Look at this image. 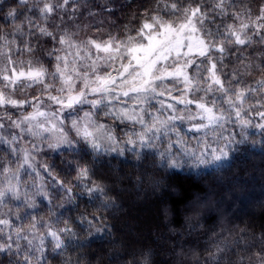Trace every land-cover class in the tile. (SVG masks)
<instances>
[{"label": "snow or ice", "instance_id": "obj_1", "mask_svg": "<svg viewBox=\"0 0 264 264\" xmlns=\"http://www.w3.org/2000/svg\"><path fill=\"white\" fill-rule=\"evenodd\" d=\"M140 8L118 26L86 0H0V264H50L90 245L81 232L112 231L100 157L222 167L264 144V0ZM241 233L247 264H264V231Z\"/></svg>", "mask_w": 264, "mask_h": 264}, {"label": "trees", "instance_id": "obj_2", "mask_svg": "<svg viewBox=\"0 0 264 264\" xmlns=\"http://www.w3.org/2000/svg\"><path fill=\"white\" fill-rule=\"evenodd\" d=\"M99 160L95 177L118 205L103 213L112 231L95 239L81 232L90 245L70 249L64 258L71 256L74 264H214L220 244V264H239L242 257L247 264L243 243L235 241L241 229L249 237L264 231V144L241 146L222 167L198 173L161 168L153 153L140 160L131 153ZM41 211L47 219V209ZM64 258L49 253L50 264Z\"/></svg>", "mask_w": 264, "mask_h": 264}, {"label": "rangeland", "instance_id": "obj_3", "mask_svg": "<svg viewBox=\"0 0 264 264\" xmlns=\"http://www.w3.org/2000/svg\"><path fill=\"white\" fill-rule=\"evenodd\" d=\"M3 2H6L8 4H13L14 0H3ZM86 2L89 4L90 7H92L94 11H97L100 13V16H98L97 19L107 20L110 17L111 19L115 20L117 22V25L119 26V25H122L123 23H126L134 12L140 11L141 4L147 7L152 3V0H107V3L109 4V6H111L113 9L111 14L102 11V5L105 3V0H86ZM256 3H259V0H256ZM21 11H23V9H21ZM86 11H87L86 9H82V12L85 13V15L81 18L82 20L90 19L87 17ZM0 24H7V22L3 21L2 16H0ZM10 29H11V25H7L5 30H10ZM181 127L183 128L186 126L182 125ZM254 138L256 140H260L259 138H257V136H255ZM244 145L253 148V147H257L258 143L254 145L250 140L249 142L238 145L237 147L239 148ZM145 153H152V152H149L146 150ZM227 162L228 161L223 162V165H225ZM217 168L219 167H216L214 165L193 166L191 164H187L184 167L180 169H176V170L198 173L201 171H209V170H213ZM102 235H103V232L96 234V238H100L102 237Z\"/></svg>", "mask_w": 264, "mask_h": 264}]
</instances>
